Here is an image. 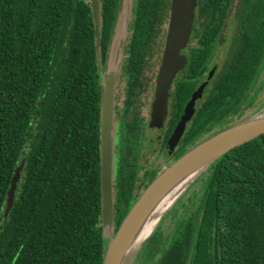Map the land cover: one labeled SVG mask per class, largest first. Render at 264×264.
Returning <instances> with one entry per match:
<instances>
[{"label":"trees","instance_id":"16d2710c","mask_svg":"<svg viewBox=\"0 0 264 264\" xmlns=\"http://www.w3.org/2000/svg\"><path fill=\"white\" fill-rule=\"evenodd\" d=\"M134 1L141 22L169 3ZM231 1L197 0L201 43H220ZM99 4L102 45L117 1ZM232 18L236 30L224 43L236 47L221 83L250 81L255 100L264 84V0H239ZM100 99L89 0H0V264H102ZM205 170L195 218L153 264H264V133ZM137 197L116 195V227Z\"/></svg>","mask_w":264,"mask_h":264},{"label":"flooded vegetation","instance_id":"af4514ba","mask_svg":"<svg viewBox=\"0 0 264 264\" xmlns=\"http://www.w3.org/2000/svg\"><path fill=\"white\" fill-rule=\"evenodd\" d=\"M116 1V10L105 14L108 22L102 45L99 31L97 55L100 116L105 81L112 87L110 138L112 165L116 164L114 202L120 193L139 196L158 173L191 146L254 110L252 82L234 89L221 83L229 71L225 60L229 55L227 50L236 45L201 43L195 28V12L189 40L180 50L185 63L167 85L163 117L153 120L154 112L159 111L155 103L171 0L167 8H160L155 14L156 19L152 17L143 22L135 11L134 0L129 12L123 10V0ZM102 23L100 15V29ZM185 111L188 117L181 128L177 127ZM206 115L210 128L204 130ZM215 118L222 124L212 127L210 121ZM120 206H125L123 200Z\"/></svg>","mask_w":264,"mask_h":264},{"label":"water","instance_id":"95a60500","mask_svg":"<svg viewBox=\"0 0 264 264\" xmlns=\"http://www.w3.org/2000/svg\"><path fill=\"white\" fill-rule=\"evenodd\" d=\"M131 2L132 0H123L124 11H131ZM90 3L93 12V22L95 24V38L98 55L100 31L99 1L90 0ZM196 4L197 0H171L169 25L166 35L161 71L158 78L157 101L155 103V107L159 109V111L154 112L153 120L155 118L159 119L161 116L163 117V114L166 111L167 85L171 82L174 73L182 68L185 63V59L181 56L180 50L187 44L189 40L195 16ZM111 97V84L105 81L103 105L100 116V204L101 226L108 238V241L102 264H123L125 258L132 253V251L130 252V249L144 220L147 218L155 204L170 188L190 174L194 173L196 174V177L198 174H200V172L205 170L211 163H213L217 158L227 151L264 133V105L257 111L252 112L251 114H248L247 116L233 122L227 127L222 128L218 132L207 137L200 143L194 145L180 157H178L173 163L165 167L151 180L144 191L133 202L128 212L119 223L118 227L113 229L114 166L112 165L110 138ZM187 117L188 115L185 111L177 127H180L181 124H184ZM169 144L170 141L168 142V145ZM23 164L24 162L21 161L20 164L14 169V173L11 177L10 186L7 190L4 216H6L12 208L14 192ZM193 179L190 182H192ZM190 182L187 183L186 186L190 184ZM175 200L172 202V204L175 202ZM172 204L169 207H171ZM167 209H165L159 215L158 220L153 228L156 227L163 216V213ZM153 228L148 233L147 237L150 235ZM144 240L138 245V247L144 242Z\"/></svg>","mask_w":264,"mask_h":264},{"label":"rangeland","instance_id":"374dc122","mask_svg":"<svg viewBox=\"0 0 264 264\" xmlns=\"http://www.w3.org/2000/svg\"><path fill=\"white\" fill-rule=\"evenodd\" d=\"M239 6V0H232V4L230 7L229 15L226 19L225 28L221 31L220 34V43H224V41L231 37V35L236 30L235 23H233V16L237 11ZM235 19V17H234ZM219 43V42H217ZM262 80V75L259 77ZM264 105V84L261 87V91L256 95L254 100V110L257 111ZM246 116V115H245ZM244 116V117H245ZM237 121V120H236ZM206 122V126H204V130L210 128L207 123L209 120L204 119ZM220 123V124H219ZM210 126H218L221 125L222 122L219 121L218 118L210 121ZM222 126H220L221 128ZM219 129V128H218ZM193 147V146H191ZM190 147V148H191ZM189 148V149H190ZM114 171L116 172V164H113ZM206 173V170H203L198 174L190 184L186 186V188L182 191L181 195L175 200L174 206L169 207L164 213L163 217L159 224L153 228L150 235L144 240V242L134 251H132L131 255L127 256L123 262V264H153V260L158 258L161 249L163 246L167 245L174 236L181 231V226L187 223H190L196 216V209L199 206V199L195 192L200 195L202 183L200 177ZM133 204V203H132ZM173 205V204H172ZM171 208V209H170ZM115 215H114V225L113 229H116L115 226ZM160 250V251H159ZM161 255V254H160ZM156 261V260H155Z\"/></svg>","mask_w":264,"mask_h":264},{"label":"bare ground","instance_id":"6f19581e","mask_svg":"<svg viewBox=\"0 0 264 264\" xmlns=\"http://www.w3.org/2000/svg\"><path fill=\"white\" fill-rule=\"evenodd\" d=\"M196 174H190L184 177L180 182L170 188L165 195L155 204L147 218L144 220L142 226L139 229L136 239L132 244L130 252L133 251L148 235L153 226L156 224L159 215L167 209L172 202L181 194L182 190L189 183Z\"/></svg>","mask_w":264,"mask_h":264}]
</instances>
